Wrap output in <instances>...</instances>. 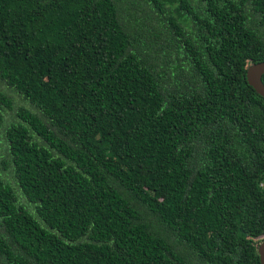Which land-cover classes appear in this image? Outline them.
Returning a JSON list of instances; mask_svg holds the SVG:
<instances>
[{
  "label": "trees",
  "instance_id": "16d2710c",
  "mask_svg": "<svg viewBox=\"0 0 264 264\" xmlns=\"http://www.w3.org/2000/svg\"><path fill=\"white\" fill-rule=\"evenodd\" d=\"M262 62L264 0H0V264H261Z\"/></svg>",
  "mask_w": 264,
  "mask_h": 264
},
{
  "label": "water",
  "instance_id": "95a60500",
  "mask_svg": "<svg viewBox=\"0 0 264 264\" xmlns=\"http://www.w3.org/2000/svg\"><path fill=\"white\" fill-rule=\"evenodd\" d=\"M264 75V62L250 66L246 72L248 84L262 97H264V84L262 76ZM261 264H264V242L260 244L258 249Z\"/></svg>",
  "mask_w": 264,
  "mask_h": 264
},
{
  "label": "rangeland",
  "instance_id": "374dc122",
  "mask_svg": "<svg viewBox=\"0 0 264 264\" xmlns=\"http://www.w3.org/2000/svg\"><path fill=\"white\" fill-rule=\"evenodd\" d=\"M0 158H1V155H0Z\"/></svg>",
  "mask_w": 264,
  "mask_h": 264
}]
</instances>
